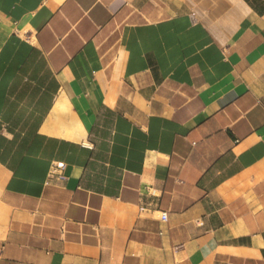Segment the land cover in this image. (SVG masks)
Returning a JSON list of instances; mask_svg holds the SVG:
<instances>
[{
    "label": "crops",
    "instance_id": "1",
    "mask_svg": "<svg viewBox=\"0 0 264 264\" xmlns=\"http://www.w3.org/2000/svg\"><path fill=\"white\" fill-rule=\"evenodd\" d=\"M0 264H264V0H0Z\"/></svg>",
    "mask_w": 264,
    "mask_h": 264
},
{
    "label": "built area",
    "instance_id": "2",
    "mask_svg": "<svg viewBox=\"0 0 264 264\" xmlns=\"http://www.w3.org/2000/svg\"><path fill=\"white\" fill-rule=\"evenodd\" d=\"M65 168V165L63 163H56L52 167V174L57 175L59 178H63V175L59 174L61 171H63ZM162 221L166 222L168 220V213L163 212L161 215Z\"/></svg>",
    "mask_w": 264,
    "mask_h": 264
}]
</instances>
